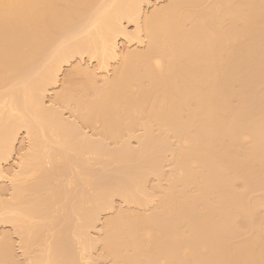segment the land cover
I'll use <instances>...</instances> for the list:
<instances>
[{
	"label": "bare ground",
	"instance_id": "6f19581e",
	"mask_svg": "<svg viewBox=\"0 0 264 264\" xmlns=\"http://www.w3.org/2000/svg\"><path fill=\"white\" fill-rule=\"evenodd\" d=\"M149 3L0 0V264H264V0Z\"/></svg>",
	"mask_w": 264,
	"mask_h": 264
},
{
	"label": "rangeland",
	"instance_id": "374dc122",
	"mask_svg": "<svg viewBox=\"0 0 264 264\" xmlns=\"http://www.w3.org/2000/svg\"><path fill=\"white\" fill-rule=\"evenodd\" d=\"M154 1V2H153ZM167 0H150V3L148 4V5H146V9L149 11V10H151L153 7H155L156 5H160V4H163L164 2H166ZM129 25V24H128ZM134 24H130L129 25V27H128V29H129V31H131V32H133V30H134ZM122 39V40H121ZM134 44V45H133ZM119 45H120V49H122V51L124 50H127V49H140V48H142L143 47V44H141V43H139V42H137V40H134V41H132V42H128V40H126L125 38L123 39V38H120L119 39ZM75 59V60H74ZM74 59H72L71 61H70V63H67V65L66 64H64L63 65V68H62V71H61V73H60V75H59V82L56 84V85H54V86H51L50 87V91L48 92V98L46 99V101H48V103H50V100H51V97L54 95V93L57 91V90H59L60 89V87L62 86V82H63V80H64V77L66 76V74L67 73H69L70 71H72L73 69H74V67L76 66V63H77V60H79V58L77 57V59L76 58H74ZM84 62H86V64H89L90 66H95V64H96V61H93V62H90L89 60H88V58L87 57H85L84 58ZM116 64V62L113 60V62H111L110 63V67H109V74H111V72H112V69H113V66ZM56 86V87H55ZM51 95V96H50ZM67 114V113H66ZM88 128H86V130L85 131H88L89 132V130H87ZM22 136V137H21ZM26 143H27V139H26V135H25V133H22L21 135H20V139H19V141H18V143H17V150H16V152L12 155L13 157H11V160H9V162L7 163V165L9 164H14V163H16L18 160H19V156H20V154L21 153H23L24 151H25V149H23V148H21L23 145H26ZM17 156V157H16ZM13 159V160H12ZM11 161V162H10ZM5 184V183H7V180H2V179H0V184ZM4 197H8V192H6L5 194H4ZM115 203L116 204H118V205H120L121 204V200L120 199H118V198H116L115 199ZM144 209V208H143ZM150 209L151 208H145V211L146 212H150ZM112 212L113 211H106V212H104L103 214H102V216H101V219H105L107 216H109L110 214H112ZM100 224H98V226H99ZM1 228H0V230L1 231H10L11 232V234L13 233L12 232V230H11V227H10V225H1L0 226ZM94 233V232H93ZM13 236V239H14V241H15V244L18 246V243H19V239H18V237L17 236H15L16 234H12ZM15 236V237H14ZM18 241V242H17ZM97 249L98 248H96L95 250H94V252L95 253H97L98 251H97ZM17 252L20 254V252L22 253V251H21V249H17Z\"/></svg>",
	"mask_w": 264,
	"mask_h": 264
}]
</instances>
